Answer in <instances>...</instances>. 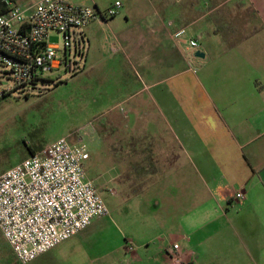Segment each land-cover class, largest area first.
Instances as JSON below:
<instances>
[{
  "label": "crops",
  "instance_id": "crops-1",
  "mask_svg": "<svg viewBox=\"0 0 264 264\" xmlns=\"http://www.w3.org/2000/svg\"><path fill=\"white\" fill-rule=\"evenodd\" d=\"M71 1L102 13L122 4L121 19L82 30L84 71L100 84L114 79L119 115L109 120L125 119L123 129L141 136L132 151L142 157L131 163L143 168L141 191L174 183L175 211L190 215L181 228L190 248L174 242L181 264H264V0H117L105 10L100 0ZM180 29L187 35L176 41ZM191 38L205 54L196 74L187 63ZM75 237L30 264H79L84 244ZM1 240L0 264H20ZM172 244L158 264H173Z\"/></svg>",
  "mask_w": 264,
  "mask_h": 264
},
{
  "label": "rangeland",
  "instance_id": "rangeland-1",
  "mask_svg": "<svg viewBox=\"0 0 264 264\" xmlns=\"http://www.w3.org/2000/svg\"><path fill=\"white\" fill-rule=\"evenodd\" d=\"M116 1L100 0L101 8ZM122 15L120 10L118 19ZM48 42L61 50L64 47L63 36L57 32H51ZM88 50L87 46L86 54ZM94 56L95 50L91 59ZM84 65L77 74L63 65L30 96L0 102V175L31 157L29 148L37 154L63 137L82 145L90 154L86 177L97 185L108 215L96 218L76 235L75 240L82 241L85 249L79 252V264L85 257L86 264H158L155 256L169 243L190 248L183 239L184 235L189 238V231L181 230L188 228L190 215L175 211L172 182L153 181L149 190L141 191L143 168L131 166L142 157L141 150L132 151L142 148L141 136L123 129L125 119L110 122V117L119 115L114 110L117 95L111 92L114 79L100 84L93 71H84ZM101 113L106 116L104 125L99 124ZM1 239L0 234V247ZM130 252L139 258L133 259Z\"/></svg>",
  "mask_w": 264,
  "mask_h": 264
},
{
  "label": "built area",
  "instance_id": "built-area-1",
  "mask_svg": "<svg viewBox=\"0 0 264 264\" xmlns=\"http://www.w3.org/2000/svg\"><path fill=\"white\" fill-rule=\"evenodd\" d=\"M0 5V102L30 96L63 65L77 74L86 55L82 30L118 16L122 8L117 2L102 13L71 0H38L30 6L0 0ZM51 32L62 34V50L48 42ZM186 35L180 29L174 39ZM187 44L189 71L196 74L202 45L195 38ZM89 158L85 147L63 137L0 175V234L20 264H30L108 215L97 185L86 177ZM179 251L175 243L166 250L173 264H181Z\"/></svg>",
  "mask_w": 264,
  "mask_h": 264
},
{
  "label": "trees",
  "instance_id": "trees-1",
  "mask_svg": "<svg viewBox=\"0 0 264 264\" xmlns=\"http://www.w3.org/2000/svg\"><path fill=\"white\" fill-rule=\"evenodd\" d=\"M3 13V9L1 8V5H0V14ZM29 152L31 155H35L36 152L32 149V148H29Z\"/></svg>",
  "mask_w": 264,
  "mask_h": 264
},
{
  "label": "water",
  "instance_id": "water-1",
  "mask_svg": "<svg viewBox=\"0 0 264 264\" xmlns=\"http://www.w3.org/2000/svg\"><path fill=\"white\" fill-rule=\"evenodd\" d=\"M196 55H197V57H202V58H203V57H205V54H204V53H202V52H197V54H196Z\"/></svg>",
  "mask_w": 264,
  "mask_h": 264
}]
</instances>
